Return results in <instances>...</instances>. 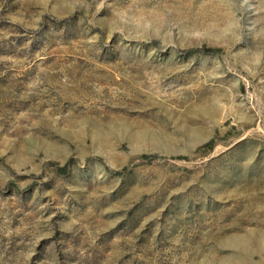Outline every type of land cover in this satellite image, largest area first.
<instances>
[{
    "label": "rangeland",
    "instance_id": "rangeland-1",
    "mask_svg": "<svg viewBox=\"0 0 264 264\" xmlns=\"http://www.w3.org/2000/svg\"><path fill=\"white\" fill-rule=\"evenodd\" d=\"M0 264H264V0H0Z\"/></svg>",
    "mask_w": 264,
    "mask_h": 264
},
{
    "label": "trees",
    "instance_id": "trees-1",
    "mask_svg": "<svg viewBox=\"0 0 264 264\" xmlns=\"http://www.w3.org/2000/svg\"><path fill=\"white\" fill-rule=\"evenodd\" d=\"M195 52H201V53H206L207 51H205V49H198V50H194Z\"/></svg>",
    "mask_w": 264,
    "mask_h": 264
}]
</instances>
